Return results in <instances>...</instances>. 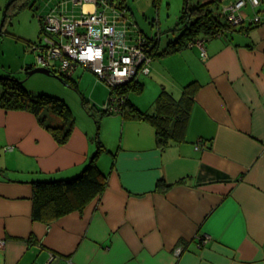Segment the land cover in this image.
Wrapping results in <instances>:
<instances>
[{"label": "crops", "instance_id": "crops-1", "mask_svg": "<svg viewBox=\"0 0 264 264\" xmlns=\"http://www.w3.org/2000/svg\"><path fill=\"white\" fill-rule=\"evenodd\" d=\"M76 6L66 13L95 9ZM240 12L245 28L207 39L206 56L184 47L139 73L142 110L162 89L178 99L196 82L184 139L159 145L152 123L113 112L108 140L74 125L58 144L35 113L0 107V264H264V0ZM135 23L128 45L144 32ZM96 136L104 191L83 210L34 220L33 180L77 175Z\"/></svg>", "mask_w": 264, "mask_h": 264}, {"label": "trees", "instance_id": "trees-1", "mask_svg": "<svg viewBox=\"0 0 264 264\" xmlns=\"http://www.w3.org/2000/svg\"><path fill=\"white\" fill-rule=\"evenodd\" d=\"M36 2L37 0H19V2L18 0H9L4 9L3 22L11 16L9 10L13 6L19 10L24 7L37 6ZM127 2L128 0H120L119 4L128 7ZM223 4L221 0H208L207 2L206 0H183L179 21L167 32L166 41L163 44L160 42L159 36L145 34L143 31V33H140L138 30V37L134 42L136 44L142 43L143 50L145 49L151 60H153L158 56L178 51L184 47H190L192 46L190 43L195 42L200 37L207 40L245 28L242 22L234 24L233 21L228 19ZM260 17L258 20L252 19L249 26L260 21ZM43 18L44 14L39 15L41 33L44 30ZM3 27L4 24L0 29V35L3 32ZM41 40L42 37L39 40L27 43L30 51L35 54V59L37 52L35 47L43 45ZM36 66V62L33 64L27 63L21 70L22 72H28ZM5 71L0 72V107L6 110L23 109L35 113L42 125L53 134L58 144L66 143L74 127L72 113L66 102L53 93L30 91L24 81L12 71ZM138 73L132 80L122 85H114L108 82L110 89L107 100L110 99L111 95L116 94L119 97L117 102L119 109L108 111L103 106L102 114L116 112L121 114L124 119L145 120L152 123L155 126L159 145L164 146L172 139H184L196 82L188 83L178 99L168 90L162 89L151 110H142L131 98L132 94H139L143 87V82L139 79ZM60 79L65 82L71 80L73 83L71 85L78 88L76 80L72 77L64 78L60 76ZM82 100L85 104L84 96ZM96 138L97 148L79 172L80 174L68 178L33 180L34 206L32 216L34 220L51 222L70 211L83 210L90 200L104 191L107 185V176L99 167L97 159L98 155L104 150V145L99 136H96Z\"/></svg>", "mask_w": 264, "mask_h": 264}, {"label": "built area", "instance_id": "built-area-1", "mask_svg": "<svg viewBox=\"0 0 264 264\" xmlns=\"http://www.w3.org/2000/svg\"><path fill=\"white\" fill-rule=\"evenodd\" d=\"M85 1L88 0H63L59 4L61 9L53 7L44 14L43 45L35 47L36 64L64 78L72 77L76 69L82 66L107 83L122 85L121 82L132 76L134 78L151 61L142 43H116L118 28L126 35L130 27L137 28L136 23L126 16L127 7L116 0H91L95 5L93 11L82 9L79 16L66 13L69 2L76 6L83 5ZM261 3L262 0H229L222 6L228 19L238 24L243 21L240 11L244 6L250 4L258 7ZM118 10L122 11L124 18L119 16ZM258 19L259 16L255 18ZM95 27L99 29L97 35ZM205 41L200 37L190 44L198 45L206 56ZM118 99L116 94L111 95L103 106L108 111H116L119 109ZM0 245H4L3 240H0Z\"/></svg>", "mask_w": 264, "mask_h": 264}, {"label": "rangeland", "instance_id": "rangeland-1", "mask_svg": "<svg viewBox=\"0 0 264 264\" xmlns=\"http://www.w3.org/2000/svg\"><path fill=\"white\" fill-rule=\"evenodd\" d=\"M8 1L0 0V29L4 24L3 32L0 35V72L12 71L24 81L30 91L37 93L45 91L60 97L69 106L74 125L93 127L95 135H100L102 140L105 136L108 140V119L111 115L101 112L110 89L105 80L92 70H84L80 66L76 70L75 77L78 88H75L71 85L72 81L65 82L58 77L43 73L28 75L21 70L25 64L36 62L35 54L30 51L27 43L42 37L39 15L46 14L56 0H37L36 5L39 6L37 9L36 6H33L18 10L13 6L9 10L11 16L3 22L4 9ZM128 2L134 13L132 16L131 10L127 12L131 20L134 22L137 20L145 34H158L164 42L167 32L179 21L183 7V0H128ZM76 9L79 10L78 6H75ZM246 10L250 12L249 8ZM98 30V27H95L96 35ZM122 34L123 30L118 29L117 44L125 42ZM128 40L130 39L128 38L127 42ZM131 40L133 42V38ZM83 96L85 104L82 100ZM95 146L97 148L96 142ZM100 155L102 153L98 155L97 159ZM105 157L106 154H103L102 160Z\"/></svg>", "mask_w": 264, "mask_h": 264}, {"label": "water", "instance_id": "water-1", "mask_svg": "<svg viewBox=\"0 0 264 264\" xmlns=\"http://www.w3.org/2000/svg\"><path fill=\"white\" fill-rule=\"evenodd\" d=\"M36 9L38 8V6L35 7ZM28 75H32L34 73H43V74H46V75H53L55 77H58L60 78V76L56 75V74H53L48 68L46 67H43V66H36L32 69H30L28 72H26ZM133 76L130 77V78H127L124 82H121V83H126L130 80H132Z\"/></svg>", "mask_w": 264, "mask_h": 264}]
</instances>
